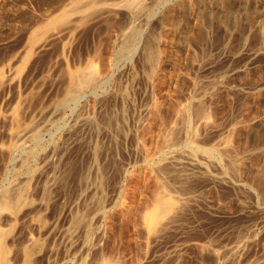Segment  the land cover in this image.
<instances>
[{"label": "rangeland", "instance_id": "obj_1", "mask_svg": "<svg viewBox=\"0 0 264 264\" xmlns=\"http://www.w3.org/2000/svg\"><path fill=\"white\" fill-rule=\"evenodd\" d=\"M0 264H264V0H0Z\"/></svg>", "mask_w": 264, "mask_h": 264}, {"label": "bare ground", "instance_id": "obj_2", "mask_svg": "<svg viewBox=\"0 0 264 264\" xmlns=\"http://www.w3.org/2000/svg\"><path fill=\"white\" fill-rule=\"evenodd\" d=\"M212 154V153H211ZM209 155V154H208ZM158 208L160 209V210H162V212L164 211V212H166V209H168L169 207H170V202L169 201H167V199H162V200H160L158 203ZM156 205V204H155ZM172 208V207H171ZM159 211V210H158ZM168 211V210H167ZM158 213V212H157ZM152 218V217H151ZM152 220V219H151Z\"/></svg>", "mask_w": 264, "mask_h": 264}]
</instances>
